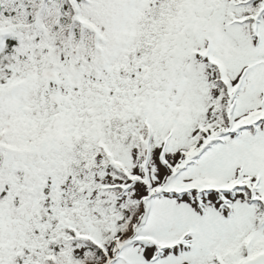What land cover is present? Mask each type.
I'll list each match as a JSON object with an SVG mask.
<instances>
[{
    "label": "snow or ice",
    "instance_id": "snow-or-ice-1",
    "mask_svg": "<svg viewBox=\"0 0 264 264\" xmlns=\"http://www.w3.org/2000/svg\"><path fill=\"white\" fill-rule=\"evenodd\" d=\"M0 264H264V0H0Z\"/></svg>",
    "mask_w": 264,
    "mask_h": 264
}]
</instances>
